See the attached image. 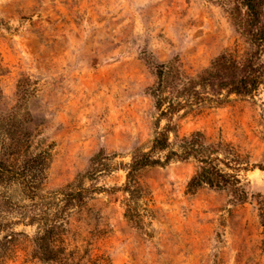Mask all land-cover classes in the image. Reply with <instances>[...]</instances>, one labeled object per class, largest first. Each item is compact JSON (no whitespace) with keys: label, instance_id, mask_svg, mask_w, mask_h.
Segmentation results:
<instances>
[{"label":"rangeland","instance_id":"374dc122","mask_svg":"<svg viewBox=\"0 0 264 264\" xmlns=\"http://www.w3.org/2000/svg\"><path fill=\"white\" fill-rule=\"evenodd\" d=\"M244 21L233 0H0V264H264V171L232 206L187 192L193 163L145 169L136 224L122 191L134 152L166 126L148 91L156 70L195 77L221 53L240 60ZM197 93L210 100L180 99L179 137L201 132L264 166V83L251 97ZM50 228L62 262L36 253Z\"/></svg>","mask_w":264,"mask_h":264},{"label":"trees","instance_id":"16d2710c","mask_svg":"<svg viewBox=\"0 0 264 264\" xmlns=\"http://www.w3.org/2000/svg\"><path fill=\"white\" fill-rule=\"evenodd\" d=\"M244 9L245 21L239 26L240 34L249 46V52L240 60L221 53L210 65L195 77L184 75L176 63L159 66L155 72L156 85L150 88L149 96L157 108L165 109L160 117L165 120L163 132L154 140L148 152L136 151L123 171L126 182L122 191L128 197L125 217L132 223L140 221L139 204L143 201L137 184V175L151 168H167L174 164L193 163L196 171L188 181L186 190L190 194L200 189H209L226 194L228 203L232 206H242L249 200V180L245 176L254 170L264 171V166L251 164L247 156L243 157L230 144L210 142L203 133L194 132L187 137L178 135L177 120L183 111L186 101L206 103L210 99L201 97L198 89L209 88L221 96L226 92L229 96L251 97L264 83V0H233ZM183 88L181 93H175V86ZM213 100V99H212ZM83 193L68 194L66 198L81 200ZM256 205L260 225L264 232V196L256 197ZM54 230H46L34 240L36 253L44 262H62L65 257L55 248Z\"/></svg>","mask_w":264,"mask_h":264}]
</instances>
